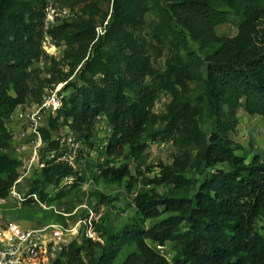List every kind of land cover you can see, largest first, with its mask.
Listing matches in <instances>:
<instances>
[{
	"label": "trees",
	"instance_id": "16d2710c",
	"mask_svg": "<svg viewBox=\"0 0 264 264\" xmlns=\"http://www.w3.org/2000/svg\"><path fill=\"white\" fill-rule=\"evenodd\" d=\"M215 1L232 12L240 26L238 37L223 41L206 60L204 94L209 115L218 118L225 105L232 119L243 108L264 120V0H113L111 13L103 18V22L109 20L101 36L94 24L63 23L46 29L45 7L25 11L16 6V0H0V200L8 197L21 168L9 152L12 134L5 122L29 96L31 69L47 57L43 50L46 36L75 47L84 62L82 85L73 86L68 100L55 112L57 117H49L41 129L48 149L58 145L52 140V130L61 119L93 147L94 121L104 115L112 127L105 157L129 156L138 163L147 150L144 135L167 140L171 134L168 130L148 132L162 87L156 80L145 83L150 62L135 38L138 26L148 13H156L155 33L170 37L186 51L189 64L181 76L190 77V69L201 59L189 47L188 37L203 48L214 46L221 42L216 29L229 22L230 11L217 8ZM248 39L251 48L245 45ZM111 43L130 52L123 77L116 75L113 61L107 57ZM183 129L179 139L189 140L195 129L188 114L183 116ZM233 146L218 132L211 133L202 155V181L160 165L159 174L149 184L170 186L172 195L162 196L151 189L138 194L134 203L143 220L159 219L164 213L167 218L149 229L135 222L116 233L105 231L100 220L96 230L105 239L104 245L86 238L83 246L73 241L54 264H83L85 248L95 258L94 264H116L125 249L133 246L135 250L122 264H264V236L257 231L258 223H264V161L256 155L248 162ZM99 170L102 174H95L97 177L118 184L130 176L128 165ZM73 176L78 173L72 168L51 161L36 184L57 187ZM37 193L48 201L43 190L30 191L31 195ZM99 198L101 204L107 201L103 195ZM167 245L175 253L172 261L158 248ZM96 248L100 250L95 254Z\"/></svg>",
	"mask_w": 264,
	"mask_h": 264
},
{
	"label": "rangeland",
	"instance_id": "374dc122",
	"mask_svg": "<svg viewBox=\"0 0 264 264\" xmlns=\"http://www.w3.org/2000/svg\"><path fill=\"white\" fill-rule=\"evenodd\" d=\"M112 2L113 0H16V6L25 11L45 7L46 29L63 23L77 24L82 27L94 24L97 35L101 36L109 20L108 18L103 22V18L111 13ZM214 6L230 11L220 1H215ZM158 23L159 18L156 13H148L138 26L135 38L150 62L145 83L149 84L156 80L162 87L160 97L152 110L148 132L157 133L168 130L171 133L170 137L167 140H153L150 134L144 135L142 143L147 145V150L138 163L133 162L129 156L108 159L101 154L98 146L109 140L112 127L106 116H98L93 128L94 146L89 147L85 144L88 151L78 163L79 174L72 177V185L65 184L64 180L57 187L36 184V181H39L41 169L34 163L29 175L18 185H12L8 197L0 200V226L16 223L24 228L34 229L53 224L75 227L87 216V207L97 214H102L101 225L105 231L116 233L135 222H140L149 229L168 215L164 213L159 219L143 220L137 212L135 197L151 189H155L162 196L172 195L170 186L149 184V180L159 174L160 165L170 167L188 178L202 181V173L205 171L203 150L213 132H218L224 138L231 140L236 153L246 156L248 162L256 155L264 161L263 118L251 116L243 108H239L236 117L232 119L228 116V107L225 105H222L220 116L213 118L209 115L204 94L207 78L206 60L213 56L223 41L235 40L238 37L240 20L230 11L229 22L216 29L221 42L208 48H203L198 42L188 37L189 47L200 57L201 62L199 65L192 66L190 77L185 78L181 75L189 64L186 51L177 46L170 37L157 35L155 27ZM175 26L180 29V26L176 24ZM245 45L251 48L250 39L245 42ZM43 50L47 57L37 61L31 69L28 83L30 93L26 102L19 106L5 122L12 134L14 155L23 153L27 160L32 159L38 145L37 139L29 128L30 116L38 110L46 93L61 88L63 101L64 99L66 101L73 91V86L82 85L80 73L84 62H80L79 52L75 47H68L46 36ZM106 51L108 59L113 61L116 75L125 76L127 70L125 57L130 53L129 50L122 52L117 43H111ZM184 114L189 115L195 132L189 140L182 141L179 138L184 134ZM51 116L52 119L57 117L56 113H52ZM48 118L49 116L45 121ZM42 124L46 126L47 122L43 121ZM55 127L52 130V140L63 139L68 133L67 125H64L61 119L57 120ZM42 141L43 145L37 149V160L48 165L51 163L48 158L50 150L43 134ZM103 161L107 163L104 165ZM108 165L113 167L128 165L130 176L118 184L95 175L97 169H104ZM20 177L19 174L18 179ZM33 188L43 190L48 195V201H42L38 193L35 195L38 196L40 203L33 198L29 199ZM99 195H103L107 201L101 204ZM59 213L69 216L64 217ZM257 231L264 236L263 222L258 223ZM74 241L83 246L85 238L80 235ZM100 243L104 245L105 239L101 237ZM149 244L152 245L150 242ZM158 248L162 249L161 253L169 261H172L175 255L172 246ZM99 250L100 248H96L94 253H98ZM134 250V246L126 248L116 264H122L126 256ZM81 258L83 264L95 263V258L89 255L86 248L81 253Z\"/></svg>",
	"mask_w": 264,
	"mask_h": 264
},
{
	"label": "built area",
	"instance_id": "2783aa9c",
	"mask_svg": "<svg viewBox=\"0 0 264 264\" xmlns=\"http://www.w3.org/2000/svg\"><path fill=\"white\" fill-rule=\"evenodd\" d=\"M61 88L47 92L38 110L30 116V131L37 139L36 152L32 159L27 160L23 153L14 155V148L11 146L10 153L21 163L19 174L21 177L14 183L18 185L23 178L29 175L35 163L41 171L47 165L37 160V149L43 145L41 129L46 117H50L63 105ZM45 127V126H44ZM68 129V128H67ZM57 147L50 149L49 157L56 164H64L78 173V163L85 152L88 151L85 142L81 140L70 129L63 139H56ZM108 140L98 146L101 154L106 155ZM18 152V150H17ZM104 162V161H103ZM102 171L97 169L96 175H101ZM65 184L72 185V177L64 179ZM40 203L38 196L29 195ZM87 209V216L80 220L75 227L53 224L41 228H24L20 224L8 223L0 226V264H54L61 258L68 246L78 238L83 236L93 242H101L100 234L96 230V225L100 222L102 214H97L93 209ZM67 217L69 215L59 213Z\"/></svg>",
	"mask_w": 264,
	"mask_h": 264
}]
</instances>
